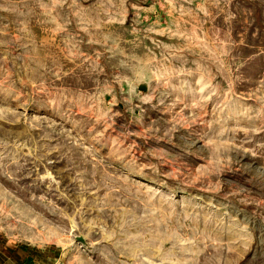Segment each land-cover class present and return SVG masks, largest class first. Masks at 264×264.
I'll return each mask as SVG.
<instances>
[{
    "label": "rangeland",
    "instance_id": "1",
    "mask_svg": "<svg viewBox=\"0 0 264 264\" xmlns=\"http://www.w3.org/2000/svg\"><path fill=\"white\" fill-rule=\"evenodd\" d=\"M6 249L264 264V0H0Z\"/></svg>",
    "mask_w": 264,
    "mask_h": 264
},
{
    "label": "crops",
    "instance_id": "2",
    "mask_svg": "<svg viewBox=\"0 0 264 264\" xmlns=\"http://www.w3.org/2000/svg\"><path fill=\"white\" fill-rule=\"evenodd\" d=\"M17 257L11 250L0 251V264H13Z\"/></svg>",
    "mask_w": 264,
    "mask_h": 264
},
{
    "label": "built area",
    "instance_id": "3",
    "mask_svg": "<svg viewBox=\"0 0 264 264\" xmlns=\"http://www.w3.org/2000/svg\"><path fill=\"white\" fill-rule=\"evenodd\" d=\"M15 264H18V263H15ZM20 264H29V263H27V262H23V263H20Z\"/></svg>",
    "mask_w": 264,
    "mask_h": 264
}]
</instances>
